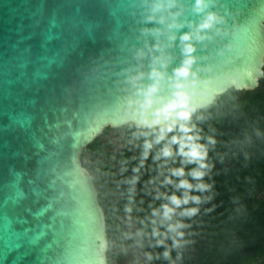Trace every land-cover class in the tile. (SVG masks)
Here are the masks:
<instances>
[{
	"label": "water",
	"instance_id": "obj_1",
	"mask_svg": "<svg viewBox=\"0 0 264 264\" xmlns=\"http://www.w3.org/2000/svg\"><path fill=\"white\" fill-rule=\"evenodd\" d=\"M156 2L0 0V264H107L106 218L81 155L105 128L128 124L123 98L136 96L127 79L151 83L159 53L145 30L165 28L146 19ZM192 4L176 0L155 15L197 22ZM214 10L233 50L217 56L218 39L196 45L198 64H215L224 85L205 86L212 91L197 98L205 107L231 88L256 89L264 76V0H216ZM167 52L171 75L178 41Z\"/></svg>",
	"mask_w": 264,
	"mask_h": 264
},
{
	"label": "trees",
	"instance_id": "obj_2",
	"mask_svg": "<svg viewBox=\"0 0 264 264\" xmlns=\"http://www.w3.org/2000/svg\"><path fill=\"white\" fill-rule=\"evenodd\" d=\"M193 122L202 137L200 143L213 141L206 145L208 168L202 180L188 175L196 165L185 164L179 156L157 160L160 145L145 159L143 137L130 124L122 127L129 147L108 152L109 144L102 139L111 130L107 127L83 151L100 158V164L83 166L97 184L103 176L116 178L124 203L135 211L150 240L149 251L156 264H264V76L254 90L231 88L218 95L197 112ZM179 168L184 169L183 177H171L172 184H162L164 176ZM180 179L205 186L189 190L200 203L182 205L171 221L163 220L160 205L167 202L165 197L173 193L181 197L188 191L176 187ZM192 207L198 208L196 215H179ZM177 221L185 225L177 230L182 233L176 237L178 248L172 246L175 233L167 230L169 223ZM154 229L158 235H153ZM158 240L164 243L158 245Z\"/></svg>",
	"mask_w": 264,
	"mask_h": 264
},
{
	"label": "clouds",
	"instance_id": "obj_3",
	"mask_svg": "<svg viewBox=\"0 0 264 264\" xmlns=\"http://www.w3.org/2000/svg\"><path fill=\"white\" fill-rule=\"evenodd\" d=\"M216 0H193L192 11L199 17L197 22L178 23L177 17L179 12H171L172 15H160L156 17L155 13L169 10L176 6V0H157L151 7V13L146 17L147 21H156L165 28L147 29L146 32L151 33L156 38V43L149 50L150 52L159 53L152 56V68L148 74L151 83L147 86L139 84L143 74L137 77L127 79L134 88L136 99L123 98L124 105L123 114L125 122L134 125L138 130L137 136L143 137V156L146 159L154 146L160 145L156 154V159L164 158L165 160L179 156L185 164H194L196 170H189L188 175L194 180H202L205 175L204 170L208 168L207 144L213 143L207 140V144L200 143L202 137L197 131V125L193 122V117L197 112L205 107L203 102H197V98L206 97L212 90L205 87L213 85L214 87H223L219 83V77L216 74V65L210 63H199L195 55L197 44H205L211 40H220L222 46L217 48L216 55L223 57L225 49L231 51L232 46L223 44L224 39L228 36L226 29V18L215 9ZM187 27L188 31H184L177 36V32ZM167 31L166 41L162 42L160 37ZM178 41V47L181 52V62L168 75L163 69H166L170 62V55L167 49ZM243 55L244 53H240ZM144 55L143 52L140 53ZM201 61H207L201 60ZM235 72V71H234ZM234 72L231 75L225 74L227 82L233 86ZM202 73H211L212 75L202 76ZM165 92L167 95H165ZM199 118V117H197ZM175 146V148H174ZM184 169L179 168L172 170L170 175L164 176L162 184H172L171 177H183ZM176 187L188 190L177 197L174 193L166 196V203L160 205L163 220L171 221L173 216L177 214V209L182 205H188L190 202L199 204L198 196L189 195V190H201L205 186L203 184L193 185L186 179H180ZM198 208L182 209L179 212L181 217H191L196 215ZM153 216L157 215L156 211L152 212ZM155 224V221H153ZM185 225L177 221L174 224L169 223L167 230L169 233H175L171 237L173 247H180L179 240L176 237L182 236L177 231ZM153 230V235H158ZM163 240H158L157 244H163ZM103 244V241H102ZM165 258L168 252L164 253Z\"/></svg>",
	"mask_w": 264,
	"mask_h": 264
},
{
	"label": "flooded vegetation",
	"instance_id": "obj_4",
	"mask_svg": "<svg viewBox=\"0 0 264 264\" xmlns=\"http://www.w3.org/2000/svg\"><path fill=\"white\" fill-rule=\"evenodd\" d=\"M122 136L120 150L130 145L126 131ZM92 179L106 218L107 264H156L149 251L150 240L141 230L135 211L124 203L116 178L103 176L98 184Z\"/></svg>",
	"mask_w": 264,
	"mask_h": 264
},
{
	"label": "rangeland",
	"instance_id": "obj_5",
	"mask_svg": "<svg viewBox=\"0 0 264 264\" xmlns=\"http://www.w3.org/2000/svg\"><path fill=\"white\" fill-rule=\"evenodd\" d=\"M125 131V129L121 128H117V129H112L110 130V132L107 135L102 136L103 141L107 144H109L107 151L108 152H117L120 150L121 146H123V132ZM83 163L87 164V165H94V164H100L97 162H100V158L95 157L90 155L88 152H84L83 153ZM111 158V157H110Z\"/></svg>",
	"mask_w": 264,
	"mask_h": 264
}]
</instances>
